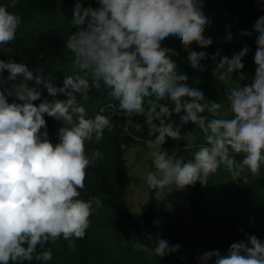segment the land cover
I'll list each match as a JSON object with an SVG mask.
<instances>
[{
	"label": "clouds",
	"instance_id": "1",
	"mask_svg": "<svg viewBox=\"0 0 264 264\" xmlns=\"http://www.w3.org/2000/svg\"><path fill=\"white\" fill-rule=\"evenodd\" d=\"M18 3H0V50L16 39L22 25L21 16L10 11ZM95 3L98 7L84 6L82 0L73 5L70 28L75 31L64 46L73 54L78 71L64 76L62 86H57L52 73L45 75L39 68L34 73L25 63L0 59V264H48L53 253L46 245L63 239L74 250L76 241L85 238L89 218L102 201L81 199V190L89 167L103 160L99 150L86 153L85 145L99 144L105 130L113 132L114 116L124 117L125 126L133 125L134 118H144L149 137L144 144L153 169L145 182L156 197L170 187L172 192L197 182L207 185L209 176L221 167L243 183L264 168V16L253 25L257 48L252 83L225 88L229 102L225 110L220 102H205L199 88L188 86L189 76L178 73L164 43L182 46L194 70L203 71L200 62L210 58L215 64L212 75L221 83L242 72V61L250 51L247 45L231 58L221 56L219 50L211 57L190 50L193 43L203 49L213 43L204 35L210 22L202 11L203 0ZM232 40L229 32L225 41ZM9 82L11 87H6ZM102 85L115 101L108 105L113 111L104 115L101 108L89 117L82 101ZM173 114L179 116V124L171 121ZM45 117L60 124L55 142ZM189 123L204 134V142L191 159L169 155L163 147L166 138L179 142L190 137L195 129L181 135V127ZM239 154L243 155L238 162ZM154 244L152 254L161 259L181 247L159 237ZM198 264H264V241L247 235L225 254L219 249L204 252Z\"/></svg>",
	"mask_w": 264,
	"mask_h": 264
},
{
	"label": "trees",
	"instance_id": "2",
	"mask_svg": "<svg viewBox=\"0 0 264 264\" xmlns=\"http://www.w3.org/2000/svg\"><path fill=\"white\" fill-rule=\"evenodd\" d=\"M6 2L0 0V3ZM75 2L59 0L58 4L57 0H19L10 11L21 16L22 25L17 30L16 39L6 49L0 50V59L25 63L34 73L38 68L45 75L52 73L57 86H62L64 76L78 71L73 66V54L64 46L71 31H75L70 28ZM82 3L84 6L98 7L95 0H82ZM202 11L210 22L204 35L211 37L213 43L207 49L193 43L190 50L205 51L209 57L219 50L221 56L231 58L233 53H238L247 45L250 51L242 61L245 67L240 74L233 73L231 79L221 83L212 75L215 64L210 58L200 62L203 71L194 70L182 46L167 40L164 43L170 49L169 55L178 73L182 71L189 76L188 86L203 91L205 102H220L222 109L226 110L229 102L225 88L238 87L240 75H243L241 87L250 85L255 75L257 34L253 31V25L260 16H264V0H203ZM244 31L250 32L251 36L241 35ZM229 32L233 40L226 42ZM4 76H7L6 72ZM11 83L5 86L11 87ZM30 86L35 85L30 82ZM108 91L102 85L99 90L93 89L89 93L88 101H82L89 117H94L101 108L105 109L104 115L113 111L108 105L115 101L111 100ZM43 96H47L46 90ZM58 99L64 97L59 96ZM173 109L174 106L169 105V111L173 112ZM45 118L49 135L55 142L60 124L52 118ZM170 119L179 124V116L173 114ZM134 120L133 125L125 126L124 117L114 116L113 132L105 130L104 139L99 144L86 143V153L99 150L103 160H97L95 166L87 170L85 189L81 190L80 198L87 200L97 197L102 201V207L89 218L90 227L86 230V236L76 241L74 250L69 249L68 241L63 239L46 245L53 253V259L48 264H198V256L204 252L219 249L225 254L232 243L245 240L247 235H256L264 241V168L258 176L249 175L247 182L243 183L221 167L209 176L207 185L202 186L197 182L195 186H189L193 197L186 199L188 221L184 223L180 217L176 218L163 235L154 234L159 227L154 190L148 189L147 201L140 209L142 222L135 220L127 206L126 190L130 180L124 145L129 140L144 144L149 137L144 118ZM163 123L166 125L168 121ZM188 132H192V135L179 142L166 138L163 147L169 155L185 160L192 158L193 151L204 142V134L191 123L181 127L182 136ZM152 139L155 142L157 138ZM189 144L192 147H187ZM242 155H236L238 162ZM233 197L248 215L243 225L226 216L227 204ZM222 201L225 203L221 206ZM157 237L167 240L170 246L179 244L181 247L173 254L158 258L152 254ZM32 264L40 262L33 261Z\"/></svg>",
	"mask_w": 264,
	"mask_h": 264
},
{
	"label": "rangeland",
	"instance_id": "3",
	"mask_svg": "<svg viewBox=\"0 0 264 264\" xmlns=\"http://www.w3.org/2000/svg\"><path fill=\"white\" fill-rule=\"evenodd\" d=\"M230 58V57H229ZM238 86H242V79L238 78ZM125 162L127 168V175L129 177V184L127 186V206L133 218L142 222L140 209L146 203L148 198V188L145 178L152 167L151 158L147 155V148L144 144L129 140L124 145ZM193 197V192L189 187L183 191L173 190L171 187L162 192L157 197L156 209L158 213L159 227L154 234L163 235L170 227L172 222L180 217L184 223L189 219V206L186 199ZM222 201L219 205H224ZM226 216L232 218L240 225H243L248 215L245 210L238 204V201L231 198L227 204Z\"/></svg>",
	"mask_w": 264,
	"mask_h": 264
}]
</instances>
